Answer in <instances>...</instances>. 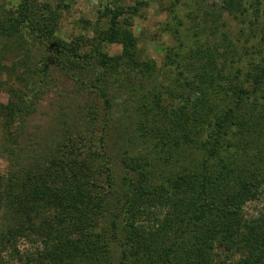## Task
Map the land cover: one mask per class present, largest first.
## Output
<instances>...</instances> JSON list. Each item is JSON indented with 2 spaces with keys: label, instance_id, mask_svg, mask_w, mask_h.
I'll use <instances>...</instances> for the list:
<instances>
[{
  "label": "trees",
  "instance_id": "trees-1",
  "mask_svg": "<svg viewBox=\"0 0 264 264\" xmlns=\"http://www.w3.org/2000/svg\"><path fill=\"white\" fill-rule=\"evenodd\" d=\"M135 2L98 0L93 43L58 36L56 15L31 0L0 13V58L12 51L16 57L10 65L0 60L13 82L7 84V102L0 103L2 127L15 135L12 127L35 110V98L57 75L98 93L109 114L108 77L119 70V76L124 74L120 82L131 87L137 85L133 79L148 81L157 92L156 110L149 106L140 120L147 149L167 140L172 148L187 147L193 154L200 144L203 158L172 169L165 179L160 167L152 169L150 152L125 156L124 161H137L122 165L137 171L131 184L125 182L131 173L124 169L116 178L111 155L99 159L89 142L83 149L55 143L46 157L17 161L16 170L0 173V205L3 199L7 205L6 239L0 245L19 236L36 243L25 264H264V211L245 212L248 201L264 197V54L250 53L240 42L233 49V36L224 33L201 55L198 45L186 55L169 47L170 70L181 69L172 87L161 85V98L154 83L160 69L152 59L140 58L131 30V18L144 5ZM222 3V9L242 18L243 27H260L264 38V0ZM102 20L106 26L99 25ZM102 42L120 44L121 52L108 55ZM35 50L39 58L32 61ZM168 97L182 102L166 105ZM178 127L186 138L179 144L172 135ZM112 243L119 248L117 258Z\"/></svg>",
  "mask_w": 264,
  "mask_h": 264
},
{
  "label": "rangeland",
  "instance_id": "rangeland-1",
  "mask_svg": "<svg viewBox=\"0 0 264 264\" xmlns=\"http://www.w3.org/2000/svg\"><path fill=\"white\" fill-rule=\"evenodd\" d=\"M21 1L0 0V13L13 9ZM31 1L35 3L37 9L52 11L56 15L54 19L58 36L66 40L86 37L90 38V43H93L91 40L95 38L97 41L95 10L98 0ZM125 1L126 4L130 5L136 3L135 0ZM141 1L144 2V5L140 6L137 15L131 18V30L137 39L140 58L143 60L152 59L160 69L157 72L158 74L155 73L154 79L156 81L154 83L160 85L159 96L161 98L164 97V87L162 89L161 85L172 87L177 71L181 69L170 70V66H168L170 63L166 58L169 47H175L181 55H186L189 53L190 48L197 51L196 45H198L200 47L199 54L201 55L207 50L211 51L216 42L219 44L220 36L224 33L233 36L235 43V45H232L233 49L240 42V46H246L250 53L259 50L264 54V38H261V28L257 26H253V28H250V26L243 27L240 22L242 18L239 15L234 16V14H229L222 9V0ZM261 8L264 9L262 6ZM98 23L100 26H106L107 24L105 20ZM214 24H217V27L211 29ZM246 39L248 40L245 42ZM2 44L3 42L0 40V47ZM101 46L102 50L108 55H117L121 52V45L117 43L102 42ZM221 49H223V46ZM2 54L4 57L0 60L7 65H10L11 61L16 58L14 51ZM32 55V61L39 58L37 50L32 51ZM244 60L239 65H244L246 59ZM3 70L0 69V71ZM51 70L54 71V68L51 67ZM8 74L10 73L6 71L0 74V80L3 81V84L0 83V103L3 104L9 98L7 84L9 86L13 85L11 84L13 83L12 77L8 78ZM119 74H121L119 70L112 73L114 76H119ZM53 75L55 76L56 73L53 72ZM57 76L56 79L51 78L48 88H45L35 98V110L29 113L22 124H16L12 127L15 130V135L10 136L7 129L2 127L0 121L1 174L9 173L11 168L16 170L17 161L28 163L46 157L51 153L55 143L65 144L66 146L76 143L83 146V149L87 147L86 144L89 142L92 151L101 154L99 159L105 158L106 154L111 155L113 174L116 178H119L125 170H128L131 175H127L128 179L125 182L130 181L131 184L137 182V171L130 167L129 169L124 168V170L122 165L124 162L132 163V159L143 155L144 151L150 152L148 154L153 158V167L150 164L152 169L157 170L156 168L160 167L161 172L165 171L162 177L165 179H167L166 177L169 176L172 169L182 170L183 167H188L187 161L192 165L203 158L204 154H201L198 147L200 144L197 146L196 153L193 154L190 153V149L187 147L174 146L172 148L167 140L162 145L159 140H156L158 143L155 142L156 147L148 144L153 151L148 150V147L144 145L142 132L145 129L142 128L143 125L140 121L143 118L142 114L146 112L149 106H153V109L156 110V103L154 105L153 103L156 100L155 94L157 92L148 81H144L142 84L145 85L141 87L142 84L139 80L137 82L133 79L132 81L137 85L130 87L124 84L122 80L120 82L124 74L119 76L118 79L109 76L107 90L113 107L108 114L98 93L87 89V87H80L72 79L64 78L61 75ZM196 96L193 94V98ZM182 98L176 100L168 97L166 105L170 104V101L171 104L181 103ZM162 104L165 105L163 101ZM91 112L96 114L94 119ZM122 113H125L124 116H121ZM155 127L158 130L163 129L160 122H157ZM240 128L243 130L244 125L241 124ZM181 130L178 127L177 131L172 134L175 135L177 143L186 140ZM167 150H170V152H167ZM80 155V158H83L84 154L81 153ZM125 156H132V159L124 161L122 158ZM135 162L137 161H133V164ZM6 210V199H3L0 205L1 242L6 239L2 236L7 230ZM260 211H264V197L248 201L245 204V212L248 216H256ZM1 246L0 264H25L26 258L31 256L29 254L36 252V247H38L33 241L20 236L12 239L10 245ZM111 251L112 255L117 258L119 255L117 244H111Z\"/></svg>",
  "mask_w": 264,
  "mask_h": 264
}]
</instances>
